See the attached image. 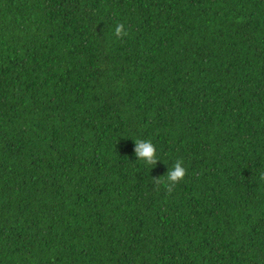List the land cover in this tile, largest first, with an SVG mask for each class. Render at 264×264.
I'll use <instances>...</instances> for the list:
<instances>
[{"label":"trees","instance_id":"obj_1","mask_svg":"<svg viewBox=\"0 0 264 264\" xmlns=\"http://www.w3.org/2000/svg\"><path fill=\"white\" fill-rule=\"evenodd\" d=\"M261 174L264 0H0V264H264Z\"/></svg>","mask_w":264,"mask_h":264},{"label":"clouds","instance_id":"obj_2","mask_svg":"<svg viewBox=\"0 0 264 264\" xmlns=\"http://www.w3.org/2000/svg\"><path fill=\"white\" fill-rule=\"evenodd\" d=\"M114 35L118 38H122L128 35L125 30V25L123 23L116 24L114 28ZM135 148L134 154L138 157V160L143 161L146 165L155 166L159 160L157 156V151L155 146L150 140L134 139ZM182 160H176L174 166L169 168L164 176L159 178L152 177V182L154 188L158 189L161 184L166 185V191L171 194L174 190L175 185L182 181L186 176V168L182 166ZM261 180H264V174L260 176Z\"/></svg>","mask_w":264,"mask_h":264}]
</instances>
